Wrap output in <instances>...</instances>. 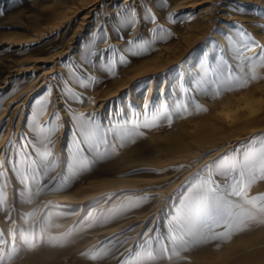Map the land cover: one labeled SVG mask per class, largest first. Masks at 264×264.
Wrapping results in <instances>:
<instances>
[{
  "label": "rangeland",
  "instance_id": "rangeland-1",
  "mask_svg": "<svg viewBox=\"0 0 264 264\" xmlns=\"http://www.w3.org/2000/svg\"><path fill=\"white\" fill-rule=\"evenodd\" d=\"M89 1L0 0V34L12 37L8 41L0 37V153H7L9 140L13 153L18 144L34 142L39 152L52 153L48 158L52 165L49 172L58 176L62 167L58 162L70 157L75 149L76 117L92 114L108 124L142 112L145 107L167 104L172 110L176 102L187 103L188 111H173L171 121L162 119L156 126L141 127L106 157L80 172L63 190L41 194L24 206L15 203L23 197H14L17 184L10 179L11 173H7L10 165L0 168V173H6L0 179L8 185L4 189V211L0 212V229L6 234L12 232L14 236L16 225L23 224L17 213L26 221L33 212L39 216L44 204L49 202L64 213L54 218L55 227L34 239L32 246L19 245L10 237L8 250L15 248L16 251L4 264H122L146 228L157 223L163 225L171 202L180 197L186 182L195 173L253 137L264 136L263 130L245 137L249 134L246 130L244 138L217 154L227 143V137L236 133L233 127L237 124L264 123V63L246 65L241 71L246 62L238 57L234 43L243 30L252 37L251 43L259 45L245 55L258 57L264 48V0H144L137 8L134 25L123 26L119 16L131 18V12L125 8L129 2L115 0L107 5L109 2L103 0L85 21L82 18L88 12ZM236 3L248 10L240 13L235 10ZM211 11L208 25L203 26L205 13ZM152 16L156 17L155 22ZM141 39L149 42L147 50L128 43ZM222 39L225 43L220 44ZM92 52L96 55H90ZM221 58L232 66L240 82L226 84L219 92L213 86L207 92L196 89L201 62L214 66ZM111 59L116 61L115 74L106 67ZM151 62L155 65L151 70L136 75L137 69ZM43 72L48 73L36 81ZM120 83L127 87L99 109L98 99ZM46 86L51 92L45 93ZM243 91L254 95L255 111L252 107L240 108L239 114L250 115L251 119L232 124L234 115L224 108L239 103L235 98ZM129 92H133L134 98L128 97ZM38 98L46 101L43 108L39 107ZM213 111L224 115L221 129L226 132L213 145L201 146L188 140L187 148L180 152L159 149L158 138ZM57 113L59 118L54 119ZM46 126L54 129L50 133L51 143L41 133ZM3 159L4 155H0V160ZM158 159L163 160L161 165L153 162ZM96 180H106L105 187L91 190L95 189L92 183ZM125 181L130 184L121 183ZM89 190L92 195H86ZM122 191L139 192L143 197L121 196L102 203L105 197ZM259 194H264V182H258L249 192L250 196ZM67 196L80 201H65ZM84 196L88 198L83 199ZM86 213L91 214L85 216ZM147 213L152 215L145 217ZM263 230L264 217L249 222L243 231L235 234L216 228L193 241L179 256L164 257L155 264H199V261L200 264L214 261L222 264L218 257L225 247L232 248L234 260L248 256L253 264H264V236L259 235ZM245 239L250 243L242 246Z\"/></svg>",
  "mask_w": 264,
  "mask_h": 264
},
{
  "label": "snow or ice",
  "instance_id": "snow-or-ice-1",
  "mask_svg": "<svg viewBox=\"0 0 264 264\" xmlns=\"http://www.w3.org/2000/svg\"><path fill=\"white\" fill-rule=\"evenodd\" d=\"M143 2L144 0H129L125 8L131 12L132 16L129 18L126 15H120L121 26L134 25L137 8ZM235 10L244 13L248 9L236 3ZM151 20L155 22L156 17L152 16ZM159 31L163 32V29ZM239 37L240 39L234 42L236 52L238 57H243V61L246 62V64H242L241 71L246 65H254L257 62L264 63V48L261 49L256 59L249 57L245 53L259 45L251 43L252 37L243 30L239 32ZM128 43L138 44L142 50H147V47L150 46L149 42L143 39L138 42L129 40ZM112 54L114 57V50H112ZM90 55H96V53L92 52ZM101 59H103L102 55ZM115 63V59H111L106 65L109 72L113 74H115ZM120 63H125L123 57H121ZM200 73L195 81V88L205 92L211 90L209 86L215 87L219 92L224 85L239 83L241 80L240 77L233 74L232 66L223 58L214 66H209L202 61ZM210 76L214 79H209ZM252 79H256V77L253 76ZM81 84L83 85V81ZM227 90L232 89L228 88ZM49 92L51 89L46 86L45 93ZM77 99L80 98L77 97ZM45 102L43 99L38 98L37 100L40 108L44 107ZM197 107L199 106L197 105ZM173 111L187 112L188 104L176 102L172 110H169L167 104L154 108L145 107L142 112L132 113L128 118H121L108 124H105L103 118L97 119L92 114L76 117L78 123L76 131L73 133L77 137L73 142L75 149L70 157L66 156L58 162L62 165L58 176H53L49 172L52 167L48 161V158L52 156L50 151L41 153L35 147L34 142H26L18 144L13 153L12 141L9 140L7 153H0V155H4V159L0 160V168L10 165L7 173H11L10 179L17 184V187L13 189L14 197H23L22 200H16L15 203L24 206L26 203L34 202V199L41 194L63 190L80 172L106 157L111 149L115 148L118 143L122 145L125 139L136 134L141 127L156 126L162 119L171 121ZM58 118L59 114L57 113L54 119ZM33 123L35 124V120ZM53 130L47 126L41 129L44 139L49 143H51L50 133ZM29 148L31 151L28 150ZM102 148L103 151H101ZM5 174L0 173V178ZM258 182H264V136L253 137L195 173L186 182L180 197L171 202L163 225L157 223L146 228L133 248L129 250V254L122 264H155L164 257H177L193 241L204 238L206 233L213 232L216 228L222 227L226 233L231 234L243 231L249 222H257L258 217H264V194L249 195L252 187ZM7 186L0 179V212L4 211L3 205L6 203L4 189ZM121 196L142 198L143 194L122 191L105 197L102 203L107 200L119 199ZM57 208L58 206L51 202L44 204L39 216L33 212L26 221L17 213L18 220L23 224L16 225L14 236L12 232L6 234L0 229V264H4L16 251L15 248L8 250L10 237L15 239L19 245L32 246L34 239L55 227L54 218L64 214L57 211ZM107 211L110 212L111 209ZM90 214L86 213L85 216ZM149 232L151 235H148Z\"/></svg>",
  "mask_w": 264,
  "mask_h": 264
},
{
  "label": "bare ground",
  "instance_id": "bare-ground-1",
  "mask_svg": "<svg viewBox=\"0 0 264 264\" xmlns=\"http://www.w3.org/2000/svg\"><path fill=\"white\" fill-rule=\"evenodd\" d=\"M85 2V0H83ZM103 0H90L88 3H87V9H88V12L87 14L84 16V19L85 21L88 20V18H90L93 14V12L98 8L99 4H101ZM109 2L107 5H109L110 3H113L115 0H104V2ZM124 2L128 3L129 0H124ZM209 9V8H207ZM54 10V9H53ZM61 10V9H60ZM57 11V10H56ZM53 12V11H52ZM60 12V11H59ZM58 12V13H59ZM53 14V13H52ZM61 14V13H60ZM65 14V13H64ZM63 14V16H64ZM212 11L211 12H206L205 13V16L203 18L204 22H203V26H207L208 25V20L211 18L210 16L212 15ZM51 16V15H50ZM59 17H62V15H60ZM58 17V18H59ZM66 17V16H64ZM65 19V18H64ZM63 20V19H62ZM66 20V19H65ZM64 21V20H63ZM1 33V32H0ZM262 36V35H261ZM0 37H2V41H8L9 39H11L12 37L11 36H5L4 34H0ZM222 43H225V39L222 41H220V44ZM169 62V61H168ZM167 62V63H168ZM34 64H37L34 63ZM34 64L32 66H34ZM169 64V63H168ZM166 65V64H165ZM155 66L152 62L150 64H145L143 66L140 67V69H137L135 72H137V76L141 75L139 73L141 72H144V71H147V70H151L152 67ZM159 65L157 64V67ZM162 66V65H161ZM34 67H38L37 65H35ZM154 69V68H153ZM159 71V70H156V72ZM151 72V71H150ZM48 72H43L42 75H40L36 81H38L40 79V77L44 76L45 74H47ZM139 74V75H138ZM143 74V73H142ZM126 75V74H125ZM135 76V77H137ZM134 77V78H135ZM139 78V77H138ZM132 79V78H131ZM44 83V82H43ZM42 83V84H43ZM42 84H40L39 86H41ZM115 85V84H114ZM125 87H127L125 85V83H120V85L118 87L115 88V90L112 89V91L106 93L105 95L101 96L98 101L100 103V108L99 109H102L103 107L106 106V103L111 100L112 98H114L115 96H117L121 90H123ZM165 87V86H164ZM37 88V87H36ZM39 88V87H38ZM249 89V88H248ZM257 89V88H256ZM257 91V90H256ZM261 91V90H260ZM150 92H152V88H150ZM259 92V91H258ZM257 93V92H256ZM254 93V94H256ZM258 94V93H257ZM253 94L250 92V91H243L241 92V94L239 96H236V101L235 102H239V103H236V105H227L226 109L224 108V111L226 112H229L230 114L233 113V117L234 119L232 118V120H230V122L232 124L236 123L235 121H238V120H241L244 119L246 122H247V119H251V116L250 115H242V114H239L238 110L241 108H244V107H249L251 109V107L254 109L255 106L254 103H253ZM128 97L132 98L133 97V92H129L128 93ZM134 98V97H133ZM232 100V99H230ZM233 101V102H234ZM232 102V103H233ZM263 102V101H262ZM258 103V102H257ZM256 103V104H257ZM239 104V105H238ZM243 104V105H242ZM259 104V103H258ZM264 104V103H263ZM224 106V105H223ZM217 107V106H215ZM225 107V106H224ZM215 109V108H214ZM219 109V107H218ZM217 109V110H218ZM246 109V108H245ZM251 109L252 111H255V109L253 110ZM258 109V108H257ZM264 110V109H263ZM246 111V110H245ZM257 111V110H256ZM261 111V110H260ZM220 112V111H218ZM251 112V111H250ZM249 112V113H250ZM257 113V112H256ZM224 114V113H223ZM226 114V113H225ZM258 114V113H257ZM102 115V114H101ZM207 115V114H206ZM255 115V114H254ZM224 116V115H223ZM221 116V115H218L216 113V111H213V113L211 115H207L203 118H199L197 120H189L188 122H190V124L186 123V125H180L179 129H177V131H171V132H168L167 134H165L163 137H160L158 138V144H159V149L161 147V150L162 151H167V152H180V151H183L184 149L187 148V141H191V142H194L198 145H201V146H211L213 145L216 140L218 139H221V137L224 135V133L226 132H223V130L221 129V121L224 119V117ZM232 116V115H230ZM258 116V115H257ZM227 117V116H226ZM263 117V116H262ZM223 118V119H222ZM228 120V119H227ZM243 120V121H244ZM253 120V119H252ZM262 120V119H261ZM225 121V119H224ZM256 121V120H255ZM239 122V121H238ZM185 124V123H184ZM234 130H236V133L235 134H232L230 136L227 137V143L219 150L217 151V154H219L220 152L224 151L225 148L227 147H230V146H233L237 143L238 140L244 138L242 137L245 133H246V130L247 132H249V134L245 135V137H248L249 135H252V133L256 132V131H263L264 130V123L260 124V123H254L253 122V125L251 126H246V123H243L242 122V125L241 123L238 125L237 124V127H233ZM241 131V132H240ZM243 131H245L243 133ZM221 136V137H220ZM223 139V138H222ZM226 139V138H225ZM195 145V144H193ZM206 149V147H204ZM137 151V150H135ZM188 154V153H187ZM195 154V153H194ZM134 155V154H133ZM131 156V155H130ZM143 156H147V155H143ZM151 156V155H150ZM149 156V157H150ZM168 156V155H167ZM176 156V155H175ZM216 156V155H215ZM169 157V156H168ZM183 157V155H182ZM135 158V157H133ZM178 159V158H177ZM182 159V158H181ZM166 160H169L168 158ZM139 162V161H138ZM142 162V161H141ZM154 163H157V164H160L161 165V162H163V160L161 159H158V160H154L153 161ZM103 171V170H102ZM108 180V179H107ZM106 180H103V181H95L92 183V185L95 187V189H91V190H99L101 189L100 187H105L104 184ZM114 181V180H113ZM92 182V181H91ZM114 183V182H113ZM123 184H126L127 182H121ZM136 183V182H135ZM88 184V182H87ZM115 184V183H114ZM127 184H130V182H128ZM84 185V184H82ZM86 185V184H85ZM113 186V184H112ZM77 188V187H76ZM107 188V187H106ZM89 189V188H87ZM105 191V190H104ZM107 191V190H106ZM81 192V191H80ZM102 192V191H101ZM100 192V193H101ZM161 193H164V192H161ZM94 194V193H93ZM95 194H98V193H95ZM71 195V194H70ZM86 195H92L91 191L89 190ZM97 197V196H96ZM85 198H88V196H84L83 199ZM161 198H165L164 196H161ZM60 199H63V198H60ZM65 201H70V202H75V201H80V199L78 198H75L73 196H67L66 198H64ZM88 200V199H87ZM84 202V201H83ZM152 214H145V217H148ZM144 219V218H143ZM261 237L264 236V230L260 232L259 234ZM250 243V240L248 239H245L242 241V246H247L248 244ZM231 245V244H230ZM262 245V244H261ZM259 245V246H261ZM254 247V246H253ZM251 247V248H253ZM250 248V247H249ZM263 248V247H262ZM225 250H221L220 252V255L218 257V255L216 257L219 258V261L222 263V264H253L252 263V259H250L251 257H240V258H236V260L233 259V255L231 254L232 252V248H229L227 249L226 247L224 248ZM248 250V249H247ZM262 250V249H260ZM223 251V252H222ZM246 251V250H245ZM264 251V250H263ZM258 252L260 253V251L258 250ZM239 254V253H238ZM241 254V253H240ZM262 254V253H261ZM260 254V255H261ZM237 255V254H235ZM242 256V255H241ZM236 257V256H235ZM212 258V257H211ZM217 258V259H218ZM203 259V258H202ZM209 259V258H208ZM214 259V258H212ZM215 260V259H214ZM262 261V260H261ZM211 262V261H210ZM215 262V261H214ZM213 262V264H214ZM218 263V261H216ZM257 262V261H256ZM260 262V261H259ZM199 264L201 263L200 261L198 262ZM209 263V262H208ZM255 263V262H254ZM216 264V263H215ZM220 264V263H219ZM263 264V263H262Z\"/></svg>",
  "mask_w": 264,
  "mask_h": 264
}]
</instances>
